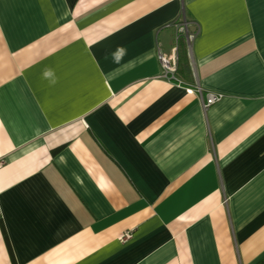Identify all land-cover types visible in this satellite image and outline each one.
I'll list each match as a JSON object with an SVG mask.
<instances>
[{
  "label": "crops",
  "instance_id": "obj_1",
  "mask_svg": "<svg viewBox=\"0 0 264 264\" xmlns=\"http://www.w3.org/2000/svg\"><path fill=\"white\" fill-rule=\"evenodd\" d=\"M0 264H264V0H0Z\"/></svg>",
  "mask_w": 264,
  "mask_h": 264
},
{
  "label": "built area",
  "instance_id": "obj_2",
  "mask_svg": "<svg viewBox=\"0 0 264 264\" xmlns=\"http://www.w3.org/2000/svg\"><path fill=\"white\" fill-rule=\"evenodd\" d=\"M182 25H183V29L185 31H187L186 30V23L183 22ZM189 37H190V35H189ZM157 56H158V59H159L160 65H161V76L165 77L167 79H171V80H178L176 75H175L177 68H178L177 50L174 49L173 53L169 57H167L166 55H164L160 51H158ZM188 90L194 91L191 88H188ZM197 91L199 93L200 102H201V106L203 109H206L207 107L211 106L212 104H214L215 102L219 101L222 98L221 93L209 92V93H206L205 95H203L201 92V89L199 87L197 88Z\"/></svg>",
  "mask_w": 264,
  "mask_h": 264
},
{
  "label": "clouds",
  "instance_id": "obj_3",
  "mask_svg": "<svg viewBox=\"0 0 264 264\" xmlns=\"http://www.w3.org/2000/svg\"><path fill=\"white\" fill-rule=\"evenodd\" d=\"M45 75L47 76V75H49V73L48 72H45Z\"/></svg>",
  "mask_w": 264,
  "mask_h": 264
}]
</instances>
